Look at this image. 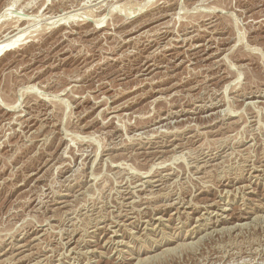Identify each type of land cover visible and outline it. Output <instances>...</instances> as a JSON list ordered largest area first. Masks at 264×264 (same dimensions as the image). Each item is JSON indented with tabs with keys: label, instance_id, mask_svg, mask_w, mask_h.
Listing matches in <instances>:
<instances>
[{
	"label": "rangeland",
	"instance_id": "1",
	"mask_svg": "<svg viewBox=\"0 0 264 264\" xmlns=\"http://www.w3.org/2000/svg\"><path fill=\"white\" fill-rule=\"evenodd\" d=\"M0 14V264H264V0Z\"/></svg>",
	"mask_w": 264,
	"mask_h": 264
},
{
	"label": "bare ground",
	"instance_id": "2",
	"mask_svg": "<svg viewBox=\"0 0 264 264\" xmlns=\"http://www.w3.org/2000/svg\"><path fill=\"white\" fill-rule=\"evenodd\" d=\"M3 8H4V7H3ZM5 9H6V8H5ZM5 11H6V10H5ZM2 15H3V14H2ZM2 15L0 14V16H2ZM151 16H152V15H151ZM154 16H155V14H154ZM154 16H153V17H154ZM156 16H158V15H156ZM146 19H147V18H146ZM146 19H145V20H146ZM150 19H152V18L150 17ZM148 20H149V19H147V21H148ZM147 21H146V22H147ZM143 22H145V21H142V23H143ZM134 27H135V26H134ZM27 29H28V28H27ZM16 30H18V28H17ZM16 30H15V32H14V31H13V32L16 33ZM13 32H11V33H13ZM21 33H22V32H21ZM11 35H12V34H11ZM12 36H13V35H12ZM14 36H15V35H14ZM15 37H16V36H15ZM188 38H189V37H188ZM8 39H9V38H8ZM13 41H14V40H13ZM0 42L2 43V41H0ZM3 42H4V41H3ZM6 42H7V39H6ZM1 43H0V44H1ZM3 44H4V43H3ZM5 44H6V43H5ZM11 44H12V43H11ZM6 45H7V44H6ZM8 45H9V44H8ZM1 46H2V44H1ZM4 46H5V45H4ZM2 47H3V46H2ZM205 47H206V48H205ZM3 48H4V47H3ZM207 48H208V46H204L203 50H204V49H207ZM1 49H2V48L0 47V51H1ZM200 50H201V49H199L198 51H200ZM203 50H201V51H203ZM147 68H148V67H147ZM212 156H213V155H212ZM132 193H133V192H132ZM127 216H128V214H127ZM124 217H125V216H124ZM109 225H110V224H109ZM209 226H210V225H209ZM204 235H205V234H204ZM12 245H13V244H12ZM17 246H19V245H17ZM13 247H14V246H13ZM21 247H22V246H21ZM16 248H17V247H16ZM17 259H18V258H17ZM15 260H16V259H15ZM38 262H39V261H38Z\"/></svg>",
	"mask_w": 264,
	"mask_h": 264
}]
</instances>
